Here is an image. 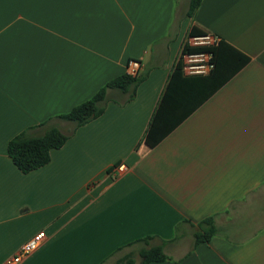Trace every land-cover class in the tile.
Returning a JSON list of instances; mask_svg holds the SVG:
<instances>
[{"label":"crops","instance_id":"obj_1","mask_svg":"<svg viewBox=\"0 0 264 264\" xmlns=\"http://www.w3.org/2000/svg\"><path fill=\"white\" fill-rule=\"evenodd\" d=\"M189 4L0 0V264L41 231L20 264H141L154 245L169 259L149 264H264V0H203L193 17ZM193 24L251 60L148 149L142 139ZM135 59L146 75L135 97L109 89L102 116L73 132L60 115ZM52 127L70 138L23 173L10 140ZM211 215L217 234L194 246Z\"/></svg>","mask_w":264,"mask_h":264},{"label":"trees","instance_id":"obj_2","mask_svg":"<svg viewBox=\"0 0 264 264\" xmlns=\"http://www.w3.org/2000/svg\"><path fill=\"white\" fill-rule=\"evenodd\" d=\"M202 1L190 0L187 13L189 17L194 16ZM205 33H208L206 29L193 24L188 36ZM190 50L201 51L204 48H190ZM186 51H189V48L185 42L142 139V143L148 149H153L162 142L194 110L222 88L251 60L249 55L222 39L216 47L212 48L215 68L211 74L188 76L182 71L181 61V55ZM145 76L141 73L137 75L123 73L109 81L91 98L77 104L60 117L74 122L73 132H76L79 127L102 116L109 101V89L117 88L123 92H129L128 100H131L136 95L137 87L145 80ZM69 138L70 135L65 134L58 127H52L40 136H31L23 132L10 140L8 153L23 173H30L47 165L51 161L52 150L63 147ZM198 227L194 246L210 243L218 231L216 216L211 215L202 219L198 223ZM140 255L143 259L141 264L163 262L169 259L162 245L144 248ZM117 264H136V262L132 256H125L119 259Z\"/></svg>","mask_w":264,"mask_h":264},{"label":"built area","instance_id":"obj_3","mask_svg":"<svg viewBox=\"0 0 264 264\" xmlns=\"http://www.w3.org/2000/svg\"><path fill=\"white\" fill-rule=\"evenodd\" d=\"M222 38L216 34L205 33L201 35L188 36L186 43L189 51L181 55L182 71L185 75H209L215 68L213 47H216ZM202 47L204 50L191 51L190 48ZM141 68L139 60H131L127 66V73L137 75ZM126 165L118 166L117 171L123 172L126 170ZM46 239L45 231H41L28 240L20 250L10 257L6 264H20L24 259L29 257L36 251Z\"/></svg>","mask_w":264,"mask_h":264},{"label":"rangeland","instance_id":"obj_4","mask_svg":"<svg viewBox=\"0 0 264 264\" xmlns=\"http://www.w3.org/2000/svg\"><path fill=\"white\" fill-rule=\"evenodd\" d=\"M64 129H65L64 131H66L67 130V127H64Z\"/></svg>","mask_w":264,"mask_h":264}]
</instances>
